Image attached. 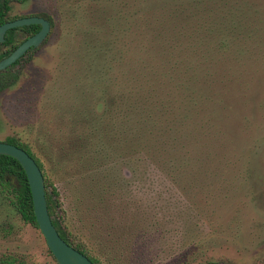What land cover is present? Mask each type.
Listing matches in <instances>:
<instances>
[{
  "label": "trees",
  "instance_id": "16d2710c",
  "mask_svg": "<svg viewBox=\"0 0 264 264\" xmlns=\"http://www.w3.org/2000/svg\"><path fill=\"white\" fill-rule=\"evenodd\" d=\"M70 1L64 10L78 24L79 59L76 68L65 71L64 92L58 96L66 105L72 102L60 115H68L69 122L53 130L38 128L41 156L17 137L5 141L24 149L41 169L48 212L60 236L101 264L62 214L55 215L59 191L44 165L60 168L76 181L97 171L99 175H90L87 190L109 193L103 201L121 197L120 184L109 174L111 160L132 168L142 157L146 166L170 173L183 169L189 177L191 165L185 160L193 153L205 156L209 146L229 139L226 121L237 119L241 104L251 102L255 108V90L264 83L256 79L264 73V0ZM9 2L0 0V24L12 19ZM44 16L53 26L51 17ZM23 28L31 33L38 25ZM13 30L0 43V59L16 46ZM9 71L0 70V78ZM77 101L83 105L76 107ZM0 190L10 192L21 218L38 227L25 171L4 154ZM115 255L126 257L120 251Z\"/></svg>",
  "mask_w": 264,
  "mask_h": 264
},
{
  "label": "rangeland",
  "instance_id": "374dc122",
  "mask_svg": "<svg viewBox=\"0 0 264 264\" xmlns=\"http://www.w3.org/2000/svg\"><path fill=\"white\" fill-rule=\"evenodd\" d=\"M70 5V0L10 1L12 17L41 13L53 20L38 49L0 78V141L17 137L38 156V128L69 122L60 115L72 102L66 105L58 96L65 71L79 59L78 24L64 10ZM261 78L264 73L256 77ZM255 93V108L241 104L237 119L226 121L229 139L209 146L205 156L193 153L185 160L189 177L183 169L170 173L146 166L142 157L132 168L111 160L109 174L120 184L121 197L103 201L111 195L87 190L97 171L76 181L44 165L59 191L55 215L62 214L101 264H264V83ZM11 198L0 191V263L57 264L39 228L21 218ZM111 247L126 257H117Z\"/></svg>",
  "mask_w": 264,
  "mask_h": 264
},
{
  "label": "water",
  "instance_id": "95a60500",
  "mask_svg": "<svg viewBox=\"0 0 264 264\" xmlns=\"http://www.w3.org/2000/svg\"><path fill=\"white\" fill-rule=\"evenodd\" d=\"M40 24V29L20 43L8 56L0 59V70L14 63L31 46L40 45L50 31V22L39 16H27L0 24V42L9 28ZM0 154L15 158L25 171L33 202L37 226L57 264H94L85 254L74 248L58 233L48 212L44 176L36 161L24 149L0 141Z\"/></svg>",
  "mask_w": 264,
  "mask_h": 264
},
{
  "label": "flooded vegetation",
  "instance_id": "af4514ba",
  "mask_svg": "<svg viewBox=\"0 0 264 264\" xmlns=\"http://www.w3.org/2000/svg\"><path fill=\"white\" fill-rule=\"evenodd\" d=\"M11 1V0H10ZM18 1V0H17ZM10 2H9V10H8V14H9V11H10ZM10 16V15H9ZM27 16H39V17H43V18H45V19H47L43 14H41V13H36V14H30V15H23V16H17V17H12V16H10V17H12V19H10V20H8V21H12V20H15V19H18V18H22V17H27ZM48 20V19H47ZM8 21H6V22H8ZM49 21V20H48ZM50 22V21H49ZM5 23V22H4ZM31 24H29V25H22V26H17V27H13V28H9L6 32H5V35H4V41H5V37H6V35H7V32L10 30V29H14L13 30V32H12V36H13V38L15 39V41H16V46H15V48L20 44V43H22L24 40H26L27 38H29L30 36H32L33 34H35L39 29H40V24H36V25H38V29L34 32H29V30H26V29H24L23 27L24 26H30ZM51 23H50V30H51ZM50 32V31H49ZM49 34V33H48ZM47 34V35H48ZM47 37V36H46ZM46 39V38H45ZM45 39L43 40V42L45 41ZM3 41V42H4ZM42 42V43H43ZM0 43H2V42H0ZM41 43V44H42ZM40 44V45H41ZM40 45H38V46H40ZM38 46H36V47H34V46H31V47H29L26 51H25V53L23 54V55H21L14 63H12L11 65H9V66H7L6 68H8V69H11V67H13V66H15L17 63H19L21 60H23V59H25L26 57H28V53H30L31 51H35L36 49H38ZM14 48V49H15ZM13 49V50H14ZM12 50V51H13ZM11 51V52H12ZM10 52V53H11ZM9 53V54H10ZM8 54V55H9ZM7 55V56H8ZM6 57V56H5ZM4 58V57H3ZM6 68H4V69H1V70H5ZM6 142V141H5ZM1 191V190H0Z\"/></svg>",
  "mask_w": 264,
  "mask_h": 264
}]
</instances>
